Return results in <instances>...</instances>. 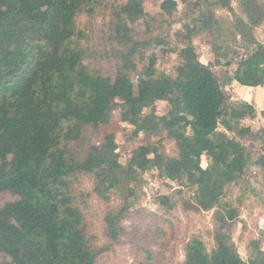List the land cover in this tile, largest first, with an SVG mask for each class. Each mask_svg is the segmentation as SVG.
<instances>
[{
	"label": "trees",
	"instance_id": "1",
	"mask_svg": "<svg viewBox=\"0 0 264 264\" xmlns=\"http://www.w3.org/2000/svg\"><path fill=\"white\" fill-rule=\"evenodd\" d=\"M238 2L242 16L232 0H195L192 8L198 11L185 25L184 46L162 49L180 60L173 77L157 71L155 52L146 54L170 41L151 36L158 21L145 11L143 0L109 5L100 49L92 34L78 27L77 18L96 19L98 10L108 8L104 0H0V195L10 196L0 206V264H98L105 247L126 233L122 220L137 202L142 175L150 170L195 188L187 209L213 210L212 248L192 237L178 264H264L260 239L250 242V257L238 253L231 232L239 214L222 201L248 167L261 170L264 178V125L253 131L245 120L256 115L254 106L230 100L225 91L233 81L264 87V42L253 35L264 22V2ZM160 7L172 16L178 3L163 0ZM217 9L235 17L228 32L234 30L246 51L234 72L221 76L212 64L200 61L192 43L201 31L216 37L227 31L217 29ZM139 22L145 26L142 33L135 27ZM212 51L215 66H230L223 44ZM103 59L114 62L113 75L94 64ZM137 61L146 64L138 69ZM157 102L166 103L165 114L157 113ZM115 110L133 128V136H165L175 154L141 144L121 163L113 133L96 141L99 127L110 123ZM247 138L260 143V153L254 155L244 144ZM84 176L91 179L92 191L81 186ZM92 193L107 203L117 194L121 201L105 213V247L84 213ZM155 202L175 206L168 195Z\"/></svg>",
	"mask_w": 264,
	"mask_h": 264
},
{
	"label": "rangeland",
	"instance_id": "2",
	"mask_svg": "<svg viewBox=\"0 0 264 264\" xmlns=\"http://www.w3.org/2000/svg\"><path fill=\"white\" fill-rule=\"evenodd\" d=\"M163 0H143L144 9L158 22L154 23L152 37H164L170 41L169 46H158L148 49L149 55L155 52L157 56V71L164 72L170 76L176 75V66L180 60L175 53L163 52L162 49L170 47L182 48L184 46L183 34L185 25L191 24L198 10H195L190 0L185 3L176 0L177 11L172 16L162 13L161 3ZM108 8L98 10L96 19L90 21L87 16L80 15L77 18L78 27L87 29L92 34V41L95 49L103 48L104 34L110 21L109 5L112 2L118 3L121 0H104ZM264 2V1H263ZM238 15H241L238 0H232ZM216 16L220 18L217 29L225 27L227 31L211 35L206 31L192 37L196 54L201 62L212 64L213 70L218 76L228 70L233 73L237 67L240 57L244 56L245 45L239 36L234 35V30L228 32L230 21L235 18L227 10L217 9ZM226 19V24L223 20ZM141 33L145 31L142 22L135 26ZM230 28L233 29L230 25ZM253 35L264 42V22L253 29ZM98 37V38H97ZM102 37V38H101ZM106 42V41H105ZM215 44H223L224 50L228 53L229 67L215 66V55L212 48ZM97 57V55H96ZM94 62V61H93ZM224 63L225 59H221ZM94 64L102 70L104 74L115 73L114 62L103 59L95 61ZM146 61H137L138 69H141ZM135 80V75L132 74ZM225 91L230 100H246L252 103L256 110V115L247 118L245 124H249L253 131L264 125V118L261 112L264 111V89H247L232 82L226 86ZM156 111L159 115L167 112L165 102L156 103ZM133 128L119 119V110L112 112L110 123L99 127V135L96 139L99 142L102 137L113 133L118 145L117 151L120 155V162L127 163L131 152L141 144H155L169 155H174L173 143L165 136L152 135L145 136L142 133L133 136ZM244 144L249 147L254 155L260 153V143L247 138ZM206 156H202V165H206ZM141 191L138 194L137 202L129 209L122 220L126 229L118 242H115L107 249V237L104 234V216L108 206L117 207L121 201L117 194H112L110 201L104 202L95 193H92L84 209L86 218L91 225V231L97 236L99 245L107 250L102 260L98 264H178L184 259V246L192 237H199L210 250L213 246V210L193 211L185 207V202L192 198L195 188L189 187L186 182L172 181L160 174L157 170H150L142 175ZM85 191H92L93 183L88 176H84L82 185ZM246 190L245 194L242 191ZM180 191V192H179ZM159 195L171 196L175 206L167 209L156 204L155 199ZM9 194L3 192L0 195V206L9 200ZM222 201L236 208L239 216L234 220L232 226V238L236 244L241 257H250L254 239H260L259 246L264 248V238H260V231H264V178L261 170L255 167H248L242 177L229 189L225 191ZM1 258V256H0Z\"/></svg>",
	"mask_w": 264,
	"mask_h": 264
},
{
	"label": "crops",
	"instance_id": "3",
	"mask_svg": "<svg viewBox=\"0 0 264 264\" xmlns=\"http://www.w3.org/2000/svg\"><path fill=\"white\" fill-rule=\"evenodd\" d=\"M264 1V0H263ZM233 82H235V83H237L236 81H233ZM242 87H244V88H247V89H257V88H261V89H264V87H261V86H258V87H245V86H242ZM252 104V103H251Z\"/></svg>",
	"mask_w": 264,
	"mask_h": 264
}]
</instances>
